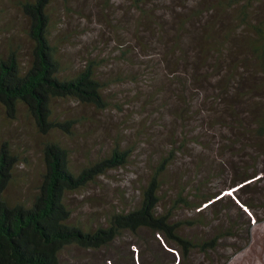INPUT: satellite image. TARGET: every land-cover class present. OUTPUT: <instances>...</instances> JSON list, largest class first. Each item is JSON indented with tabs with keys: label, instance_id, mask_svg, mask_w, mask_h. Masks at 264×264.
<instances>
[{
	"label": "trees",
	"instance_id": "trees-1",
	"mask_svg": "<svg viewBox=\"0 0 264 264\" xmlns=\"http://www.w3.org/2000/svg\"><path fill=\"white\" fill-rule=\"evenodd\" d=\"M56 1H14L26 21V36L32 47L27 59L20 45H11L0 55V121L4 117L17 120L24 110L38 134L51 136L60 132L71 136L77 122L56 116L54 103L68 100L106 110L105 59L92 53L77 68L66 61L64 51L72 45L75 34H67L61 28L63 22H53L50 8ZM106 1L111 4L113 0ZM129 1L138 15V31L130 41L131 47L120 52L121 60L136 69L142 55L159 54L168 66L165 76H175L174 90L186 92L194 84L206 92L211 89L214 94L203 101L204 108L232 110V129L236 132L232 149L239 156L252 149L250 166L243 172L234 171L231 183L215 192H208L204 183L196 187L176 184L179 192L170 199V205H164L162 191L177 157L175 149H171L152 165L131 206L105 213L98 224L84 223L73 219L69 194L83 192L110 171L127 167L133 150L118 143L74 170L62 141L48 139L43 144L39 184L30 198L18 199L11 189L18 181L20 161L10 144L0 140V264H71L64 255L73 247L100 251L114 246L125 234L139 238L145 231L151 233L163 253L173 256L170 264H191L193 253L209 255L219 248L223 238L239 234L235 209L244 213L246 206L256 217L255 209L264 207L260 197L250 196L264 181V168L260 167L264 161V0H177L179 11H173L172 19L164 7L166 0ZM161 9L165 11L163 15ZM187 63L191 67H186ZM184 65L185 69L181 68ZM130 78L139 80L138 76ZM233 100L237 102L234 107ZM189 106L180 112L184 122L201 114V110L194 111L191 103ZM183 134L187 144L190 139ZM184 147L180 149L184 151ZM259 174L263 175L234 191L235 198L230 193L226 195L225 191ZM182 210L193 211V215L181 218L178 212ZM211 215L213 220L208 222L207 216ZM207 225L213 227L208 236L189 231Z\"/></svg>",
	"mask_w": 264,
	"mask_h": 264
},
{
	"label": "rangeland",
	"instance_id": "rangeland-1",
	"mask_svg": "<svg viewBox=\"0 0 264 264\" xmlns=\"http://www.w3.org/2000/svg\"><path fill=\"white\" fill-rule=\"evenodd\" d=\"M2 1L0 55L11 45H20L27 59L32 44L26 36V21L14 7L15 0ZM176 3L177 0H166L164 7L170 19L173 11L178 14ZM50 11L53 22H63L61 28L67 34H75L72 45L64 51V57L72 67H80L92 53L105 59L103 72L108 86L105 92L108 108L99 110L68 100L56 101V116L77 122L71 136L60 132L51 136L38 134L24 110L20 111L17 120L4 117L0 121V140L10 144L20 161L16 171L18 181L11 189L14 197L28 199L33 195L43 172L42 150L48 139L62 141L70 153L74 170L82 168L91 157L107 153L118 143L134 151L127 167L110 171L83 192L69 194L67 200L74 211L73 219L84 223L98 224L105 213L131 206L139 195L141 182L149 177L152 165L171 149H175L177 157L168 173V184L162 191L164 205H170V199L179 192L176 184L196 187L204 183L208 192H215L231 183L234 171L243 172L250 166L254 157L252 149L248 148L240 156L232 149L236 140L232 110L204 108L203 101L209 94H214L211 89L206 92L194 84L186 92L174 90L177 85L175 76H165L168 66L159 54H141L136 69L121 60L120 52L131 47L130 41L138 31V15L129 0H113L111 4L106 0H57ZM159 12L165 13L163 9ZM151 40L148 41L151 43ZM186 67L191 66L187 63ZM181 68L185 69V65ZM131 75L138 76L139 80H132ZM185 76L191 79L189 75ZM194 96L195 104L192 103ZM190 103L194 111L201 110V114L184 122L180 119V112L190 109ZM231 104L234 107L237 102L233 100ZM183 133L190 139L187 144L182 139ZM181 145L185 146L184 151L180 149ZM247 151L249 154H245ZM260 167L264 168V161ZM262 175L225 191L226 195L230 193L235 198L234 191ZM254 189L250 196L260 197L264 202V181ZM243 209L244 213L237 209L233 212L234 218L240 221L239 234L223 238L219 248L209 255L193 253L191 264H264V207L255 209L256 217L246 206ZM190 215L193 211L178 212L181 218ZM213 217L207 216L208 222ZM194 229H189L192 235L204 237L210 235L213 227L207 225ZM143 239L149 244L145 245ZM161 244L169 250L162 241ZM162 251L151 233L145 231L139 238L125 234L114 246L100 251L73 247L64 257L71 264H115V261L120 264H170L173 256Z\"/></svg>",
	"mask_w": 264,
	"mask_h": 264
}]
</instances>
